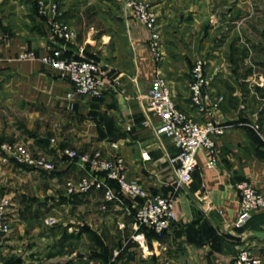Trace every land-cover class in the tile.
Listing matches in <instances>:
<instances>
[{"label": "crops", "instance_id": "0c3cea01", "mask_svg": "<svg viewBox=\"0 0 264 264\" xmlns=\"http://www.w3.org/2000/svg\"><path fill=\"white\" fill-rule=\"evenodd\" d=\"M49 2L59 5L60 19L77 34L76 40L66 45L67 53L84 49V57L99 65L110 86L101 99L75 97L73 110L67 109L65 95L72 86L44 69L38 60L62 43L50 35L34 0H0V111H13L17 119L8 122L9 129L0 123V144L10 141L28 147L31 143L33 154L57 164L52 173L38 172L5 161L0 153V176L15 178L10 185L5 178L0 181V197L10 201L11 225L0 245L3 263L233 264L240 236L264 231V211L253 213L243 228L235 227L239 209L236 185L248 182L264 196V147L246 126L257 123L264 133V33L252 39L240 32L244 28L252 31L245 20L253 14L255 0H145L158 18L164 53L160 67L177 108L195 116L189 100L194 59L189 61L182 53L188 67L179 69L178 57L171 51L180 41L175 15L187 18L195 28L200 55L209 53L205 74L211 79V94L221 99L215 119L230 128L217 139L219 158L214 169H208L206 155L198 153L193 183L179 191L174 202L175 221L169 230L160 237L145 231L141 243L132 240L128 221L127 227L119 230L121 203H109L102 210L101 192L66 194L64 180L78 181L86 171L63 158L61 151L99 152L107 158L120 155L127 176L150 194L165 195L173 187L175 177L165 157L177 151L169 139L155 138L158 119L145 111L146 103L138 99L137 86L143 91L154 82L149 33L132 12L123 10V0ZM193 38L197 40L196 34ZM25 52L34 53L35 58L18 60ZM242 59L247 63L244 72L240 69ZM21 137L26 142L20 141ZM42 140H48V145ZM143 151L148 152L149 161H142ZM25 177L40 182H24ZM42 218L62 221L55 241L39 236L37 229L27 225ZM66 221L77 224L70 226ZM76 237L79 242L85 238L88 246L83 250L64 246L65 238ZM96 239L101 245L94 244ZM247 241L261 246L254 255L264 264V241Z\"/></svg>", "mask_w": 264, "mask_h": 264}, {"label": "built area", "instance_id": "2783aa9c", "mask_svg": "<svg viewBox=\"0 0 264 264\" xmlns=\"http://www.w3.org/2000/svg\"><path fill=\"white\" fill-rule=\"evenodd\" d=\"M34 3L37 14L46 19L52 38L62 43L58 49L41 56L38 60L44 69L54 73L59 79L68 81L72 86V90L65 95L67 109L73 110L75 97L101 99L110 85L99 65L84 57V49L80 48L76 54L67 53L66 45L74 42L77 34L60 19L59 5L49 0H34ZM122 8L124 11L132 12L138 23L149 33V51L155 63L154 82L150 88L143 91L137 86L138 99L146 103L145 111L153 113L158 119V124L154 128L155 138L169 139L177 151L176 155L165 157L173 171L175 184L165 195H152L136 180L127 176L125 162L120 155L107 158L99 152L87 154L68 148L63 149L61 155L86 171L84 177L78 181L68 180L65 183L66 194L73 196L101 192L104 203L102 210H105L109 203H121L123 217L119 228L125 229L128 221L132 240L141 243L144 242V230L158 237L169 230L175 221V195L192 182L198 153L203 152L206 155V167L214 169L219 158L217 139L222 137L230 126L217 123L215 119L221 99L213 100L209 94L211 79L205 75L203 59L194 60L189 83V100L195 116L177 108L160 67L164 53L162 33L156 14L145 0H123ZM34 58L32 52L18 56V60L21 61ZM246 126L255 132L264 145V134L260 126L257 123ZM111 147L116 149L115 144H111ZM0 153L5 161H12L34 171L44 173L55 171V165L51 160L46 156L33 154L23 143H3L0 146ZM141 159L145 162L150 160L147 151L141 153ZM236 190L239 195V209L235 227L240 229L246 225L253 213L264 211V196L245 181L238 183ZM9 206L10 201L1 197L0 245L11 232ZM218 214H221V211ZM0 264H4L1 258ZM233 264L263 263L251 249L241 248L238 249Z\"/></svg>", "mask_w": 264, "mask_h": 264}, {"label": "rangeland", "instance_id": "374dc122", "mask_svg": "<svg viewBox=\"0 0 264 264\" xmlns=\"http://www.w3.org/2000/svg\"><path fill=\"white\" fill-rule=\"evenodd\" d=\"M253 6H254L253 14H251V16H250V18H248V20H245L247 23H249L251 25V27H253L252 31L248 30V29H245L244 27H243L244 30L240 31L241 32V36H246V37H249V38H252V39H254L257 36V34L264 33V0H255V3L253 2ZM175 17H176V20H175V22H176L175 23L176 24L175 25L176 26V31L175 32H176V34L178 36H180V41L178 43H176L177 44L176 46L172 47L171 51L173 52L174 57H178L177 58L178 59V62H177L178 68L179 69H185L186 67H188V63L183 59V56L181 55L182 53H184V54H186L188 56L189 61L190 60L192 61V59L195 60L197 58H200V59H203L204 62H206L207 59H208L207 56H209V53H208V55L203 53L202 54L203 57L200 55L199 52L202 49H201V47H200V45L198 43V38L199 37L197 35V32H196L195 28L193 26H191V24L189 23L190 21L186 20L187 18L182 20V19H179V15H175ZM255 32H256V35H255ZM195 34H196V37H197L196 39L197 40H195V38H193ZM170 38H171V35H170ZM189 40H191V41L189 42ZM169 42H170V39H169ZM241 49H240V51H241L240 55H242V50ZM177 55H180L181 58H179V56H177ZM194 60H193V62H194ZM189 64H191V63H189ZM240 65H241L240 69H242V72H244L245 69L247 68V63H245V61H243V59H242L240 61ZM204 71H205V66H204ZM209 94H210V96H211V98L213 100H218L220 98L219 95H214V94L212 95L210 91H209ZM142 102L144 103V101H142ZM13 120L14 121L17 120L13 111H9V110H4V111L1 110L0 111V123L3 126H5V128L7 127L9 129V126H10L9 123L13 124ZM261 132L263 133V131H261ZM10 136H12V134H8L7 137H10ZM20 141H25L26 142V140L23 137L20 138ZM6 142H10V141H6ZM27 145H28V148H30V150L33 151L32 144L30 143V144H27ZM263 147H264V145H263ZM54 165H55V170H56V165L57 164L54 163ZM41 176H43V175H41ZM41 176H39V178H41ZM4 178H5L6 183L9 184V185H10V182H12L11 179H15L14 177H10V176H8L6 174H2L0 176V181L3 180ZM16 181H18V180L16 179ZM22 181H24V182L27 181L29 183H36V182L39 183L40 179H36V178H33V177L32 178L25 177V178H22ZM24 182H22V183H24ZM65 182L66 181L64 180L63 183L65 184ZM173 183L174 182H172V184ZM192 183H193V177H192V182L190 183L189 186H187V188L190 187L192 185ZM171 189H170V191H171ZM181 190H183V189H180L179 191H181ZM179 191L175 195L174 202H175L177 196L179 195ZM50 214H51V216L54 219H58L56 217L55 212H51ZM65 223L70 225V226L77 224L76 221H73L74 224L68 223L67 221ZM61 224H62L61 220H58L57 222H55L52 219L45 220V219L42 218L39 221L37 220V221L31 222V223H29L27 225L31 226L32 228L37 229L39 231V232L37 231L39 233L38 234L39 236L46 235V236L51 237L55 241L56 234L59 232V230H61V227H63V226L60 227ZM93 224H91V225L94 228ZM98 225H99V223H96L95 228H98ZM55 227H58V228H55ZM118 227H119V225H118ZM118 227H117V230L119 229ZM113 229H114V227H113ZM119 230H123V229H119ZM46 233H48V234H46ZM238 241H240V242L237 243V247H239V248H237V250L241 249V248H244V249H251L253 252L254 251L256 252V251H259V249L261 248V246L257 242H254V243L248 242V241H246L245 237H242V236H240ZM96 243H97V241L94 242V244H96ZM64 246L75 247L77 249L79 248V249L83 250V249H85L88 246V242L86 241L85 238L82 239V242H79L77 237H76V239H74V238H65L64 239ZM36 261H40V259L37 258Z\"/></svg>", "mask_w": 264, "mask_h": 264}, {"label": "water", "instance_id": "95a60500", "mask_svg": "<svg viewBox=\"0 0 264 264\" xmlns=\"http://www.w3.org/2000/svg\"><path fill=\"white\" fill-rule=\"evenodd\" d=\"M48 140H42V143H44L45 145H48ZM84 229H86V227H84ZM246 238L248 240H261L264 241V231H253V232H249L246 235Z\"/></svg>", "mask_w": 264, "mask_h": 264}, {"label": "trees", "instance_id": "16d2710c", "mask_svg": "<svg viewBox=\"0 0 264 264\" xmlns=\"http://www.w3.org/2000/svg\"><path fill=\"white\" fill-rule=\"evenodd\" d=\"M1 145V144H0ZM113 186V185H112ZM146 230H144V232H145ZM147 232V231H146ZM150 233V232H149ZM152 234V233H151ZM154 235V234H153ZM154 236H156V235H154ZM96 241H97V243L96 244H98V245H101V243H100V240L99 239H96Z\"/></svg>", "mask_w": 264, "mask_h": 264}]
</instances>
